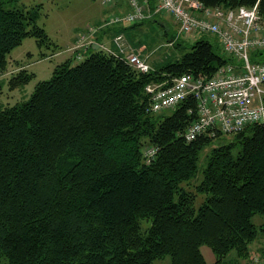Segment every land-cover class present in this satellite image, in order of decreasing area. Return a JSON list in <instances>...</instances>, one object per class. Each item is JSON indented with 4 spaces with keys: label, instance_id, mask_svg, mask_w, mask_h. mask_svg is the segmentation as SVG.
Instances as JSON below:
<instances>
[{
    "label": "trees",
    "instance_id": "1",
    "mask_svg": "<svg viewBox=\"0 0 264 264\" xmlns=\"http://www.w3.org/2000/svg\"><path fill=\"white\" fill-rule=\"evenodd\" d=\"M198 1L225 10L257 4L264 20V0ZM5 3L0 74L24 39L40 49L52 44L37 24L41 6ZM159 15L148 21L157 25ZM84 55L76 65H57L27 101L0 109V264H154L165 257L206 264L202 246L212 250V264L251 258V244L264 238V124L247 125L227 142L219 132L188 142L196 99L187 96L164 115L149 110L145 92L184 74L211 78L233 59L204 36L147 73L114 51L90 46ZM251 61H264V50ZM30 78L21 70L9 82ZM214 141L199 180L200 152Z\"/></svg>",
    "mask_w": 264,
    "mask_h": 264
},
{
    "label": "built area",
    "instance_id": "2",
    "mask_svg": "<svg viewBox=\"0 0 264 264\" xmlns=\"http://www.w3.org/2000/svg\"><path fill=\"white\" fill-rule=\"evenodd\" d=\"M114 0H103L102 5ZM128 11L122 15L108 17L101 27L123 23L135 25L143 23L155 14L169 15L177 29V36L200 34L213 36L223 53L233 59L220 67L211 78H194L184 74L163 87L149 84L145 92L150 99L149 110L160 113L172 110L187 96L197 101V119L183 134L191 141L202 134H236L247 125L264 124V61L253 62L251 55L264 50V20L258 12L257 4L234 10L206 8L198 0H126ZM98 27L89 26L85 33L78 34V40L71 51L78 52L80 60L94 44L92 36ZM114 43L123 52V37L117 35ZM111 52L107 48H103ZM130 66L147 73L150 66L140 53L131 51L125 57ZM154 150H148L147 156Z\"/></svg>",
    "mask_w": 264,
    "mask_h": 264
},
{
    "label": "rangeland",
    "instance_id": "3",
    "mask_svg": "<svg viewBox=\"0 0 264 264\" xmlns=\"http://www.w3.org/2000/svg\"><path fill=\"white\" fill-rule=\"evenodd\" d=\"M3 1L6 2L4 7L8 9H30L35 6H41V16L37 24L45 30L52 44L48 48L43 47L40 49L34 39L26 38L18 47L11 51L7 57L6 69L0 74V109L27 101L33 93L36 84L49 80L57 65L67 60L72 65H76L81 59H84L86 55L83 54V58L78 60L75 56L78 52H73L70 48L77 43L78 34L85 33L91 25L96 26L95 23L98 22L97 20H100V12L107 9V7L102 6L103 0ZM159 17L163 18L164 16L161 14ZM137 27L141 29V36H138V39L141 41L140 45L144 47L143 49L141 48L140 55L147 56L145 61L151 69H156L180 59L189 51L192 44L203 37L200 34H178V36L176 35V39H171L172 35L177 33L175 24H172L171 29L166 33L150 21L143 22ZM204 37L211 41L213 40L209 36ZM21 70H25L31 78L25 83L12 87L9 80L13 76L18 75ZM171 112V110H165L162 113L170 115ZM234 135H225L224 141L232 140ZM218 144V142L214 141L200 152L198 163L199 180L201 179L202 169L205 166L206 154L212 148L217 147ZM200 203L201 200H196L195 207H198ZM253 221L254 224L258 225L260 218L255 217ZM260 238L258 237L251 244V258L242 264H264V257H262L264 250H259L255 247ZM200 251L206 264H212L215 261V256L209 247L202 246ZM154 264H170V259L169 257H165L164 259L155 261Z\"/></svg>",
    "mask_w": 264,
    "mask_h": 264
},
{
    "label": "crops",
    "instance_id": "4",
    "mask_svg": "<svg viewBox=\"0 0 264 264\" xmlns=\"http://www.w3.org/2000/svg\"><path fill=\"white\" fill-rule=\"evenodd\" d=\"M103 6V5H102ZM104 7H107L104 11L100 12V20H97L98 22L95 23L96 26L91 25L92 27H98L99 29L95 32V34L92 36L93 40L99 41V44L96 43L94 46L96 49L100 48H107L110 51H114L115 53L126 57L127 54H129L131 51L135 53H140L141 48L144 47L139 44V47L137 44V37L141 36L140 28H132L133 25H124L123 23L116 24L109 27H101L103 24V21H105L108 17L113 15H122L125 14L128 11L127 2L126 0H114L111 4L105 5ZM162 17H157L153 19L156 20L157 26H160V28L164 31H169L171 29V25L174 24L172 18L169 15L163 14ZM102 18V19H101ZM148 21V20H146ZM144 21V22H146ZM141 24V23H139ZM119 29H127L123 33H119L123 37V52H120V49L116 46L114 43V38L119 35L116 33ZM213 41H215L213 36H210ZM75 41V40H74ZM216 42V41H215ZM69 49V48H68ZM67 49V50H68ZM144 58H147V56H142ZM22 69V68H21ZM259 250H264V238H260L259 241H257V245L255 246ZM262 257H264V252ZM261 257V258H262Z\"/></svg>",
    "mask_w": 264,
    "mask_h": 264
},
{
    "label": "water",
    "instance_id": "5",
    "mask_svg": "<svg viewBox=\"0 0 264 264\" xmlns=\"http://www.w3.org/2000/svg\"><path fill=\"white\" fill-rule=\"evenodd\" d=\"M95 48V47H94ZM96 49V48H95Z\"/></svg>",
    "mask_w": 264,
    "mask_h": 264
}]
</instances>
